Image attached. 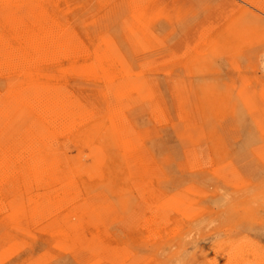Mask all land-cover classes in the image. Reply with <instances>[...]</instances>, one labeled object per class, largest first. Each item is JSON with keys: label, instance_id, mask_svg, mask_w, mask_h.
Masks as SVG:
<instances>
[{"label": "rangeland", "instance_id": "rangeland-1", "mask_svg": "<svg viewBox=\"0 0 264 264\" xmlns=\"http://www.w3.org/2000/svg\"><path fill=\"white\" fill-rule=\"evenodd\" d=\"M55 1L57 6L50 4L47 10L64 35L86 51L66 58L61 69L54 68L51 74L75 96L103 109L106 102L98 92L104 80L69 67L85 64L105 41L116 44L134 72L133 79L139 81L140 76L149 81L154 101L165 108L164 121L152 119L148 112L143 117L135 106L125 111V117L149 129L142 141L152 165L159 167L160 181L153 185L158 194L176 198L179 208L166 213L161 228L170 235L163 239L172 244L157 258L146 249L152 242L146 233L158 220L152 204L143 205L148 195L136 183L143 178L133 175L140 174L138 170L118 168L117 185L109 189L94 187L85 177L87 185L72 190L79 194L77 200L69 195L73 199L67 204H60L57 197L50 201L57 207L54 212L68 214L70 225H76L79 220L73 213L78 205L89 195L100 197L86 203L99 226L108 230L112 248L122 250L131 261L135 255L147 260L148 254L153 255L148 258L152 264H184L201 252L202 257L196 259L200 264H213L220 258L224 264H264V30L252 21L255 16L264 18V12L244 0H230L231 8L226 0ZM139 16L147 24L143 37L136 32ZM236 21V29L242 26L253 31L245 28L246 35L238 40L223 38L231 29L230 22ZM210 30L218 47L195 61V46L208 38ZM8 76L0 74V87L9 82ZM182 114L189 119L181 118ZM63 144L69 155L77 154L73 143ZM22 175L15 179L20 182L17 188L0 187V255L4 247L12 250L0 258L2 264H37L44 259L47 264H86L76 248L60 238L48 214L28 220L29 233L16 227L11 216L19 196L26 199L48 192L35 185L31 190L21 182ZM121 194H126V203L119 201ZM40 202L25 207L49 205ZM106 202L112 205L109 214L100 211L99 205ZM180 246L187 247L183 258L188 261L176 257L167 261L169 252Z\"/></svg>", "mask_w": 264, "mask_h": 264}, {"label": "bare ground", "instance_id": "bare-ground-1", "mask_svg": "<svg viewBox=\"0 0 264 264\" xmlns=\"http://www.w3.org/2000/svg\"><path fill=\"white\" fill-rule=\"evenodd\" d=\"M244 1L264 12V0L260 3L257 0ZM226 3L228 7H234L230 0ZM50 4L57 6L55 0H0V74L10 75L6 86L0 87V187L17 188L20 182L15 179L23 174L21 182L31 190L35 185L48 191L40 196H27L26 199L19 196L11 219L14 218L18 224L16 227L26 234L29 233L28 220H36L37 214H48L60 238L76 248L86 264H152L151 257L154 255L153 258H157L172 244L171 241H164L163 238L170 234L161 226L167 221L166 213L179 208V205L171 195L156 192L153 183L160 181L159 167L152 165L151 155L145 151L142 141L149 129L137 127L125 117V111L135 106L141 110L142 116L148 112L152 119L164 121L167 117L165 108L154 101V89L149 81L140 76L139 81L133 79L131 73L134 72L112 42L105 41L99 45L85 64L69 67L77 73H91L93 75L90 76L104 80L98 94L106 102L105 108L90 106L70 92L64 82L56 80L51 74L54 68L60 70L63 60L74 55L79 57L86 50L78 48L77 42L64 35L57 19L47 10ZM140 19L141 16L135 20L138 23L136 32L143 37L147 24ZM252 21L264 30L263 17H252ZM236 23L230 22L231 29L223 33V38L231 36L238 40L246 35L245 28L253 31L242 26L236 29L239 25ZM217 47V38L213 39L210 30L208 38L200 40L195 46L193 58L197 61L201 54L213 53ZM76 51L78 53L72 54ZM109 96L116 101L111 103ZM182 104L184 100L180 97ZM180 117L186 118V114ZM64 141L73 143L77 154L69 155ZM121 159L123 165L118 163ZM120 167L128 171L138 170L136 172L140 174L133 175L143 176L141 183L136 181L144 190L147 189L145 193L148 196L143 205L152 204L150 207H154L155 219L161 224L154 223L153 228L148 226L147 240L152 242L146 249L153 255L147 254L150 258L147 260L137 259L136 255L133 261L129 257L127 260V254L112 248L108 230L99 226L101 224L97 222L94 211L86 203H95L100 197L89 195L78 205L73 213L79 220L76 225H70L68 214L55 213L57 207L50 203L56 197L60 204H67L65 202L73 198L77 200L79 194L72 190L79 191L80 186L87 185L83 180L85 177L94 187L109 189L116 186ZM64 177H70V180ZM125 195H120L121 204L128 201ZM40 200L49 205L43 209L25 207L26 203L39 202L41 205ZM99 206L100 211L107 214L112 208L108 202ZM135 207L141 208L139 205ZM183 211L185 213L187 208ZM11 251L4 247L0 258L8 256ZM187 251V247L180 246L169 252L167 261L173 257L188 261L183 258V253ZM193 257L184 264H200L197 260L202 257L201 252H195ZM221 259L213 264H224ZM45 261L38 260L37 264H47ZM2 262L0 259V264ZM239 264L243 263L240 261Z\"/></svg>", "mask_w": 264, "mask_h": 264}]
</instances>
